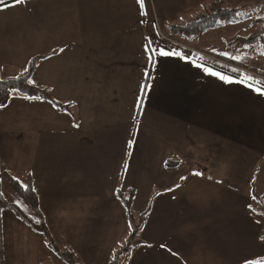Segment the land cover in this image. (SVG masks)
<instances>
[{
	"label": "crops",
	"instance_id": "0c3cea01",
	"mask_svg": "<svg viewBox=\"0 0 264 264\" xmlns=\"http://www.w3.org/2000/svg\"><path fill=\"white\" fill-rule=\"evenodd\" d=\"M7 3L0 11V77H15L31 56L54 52L30 79L70 106L62 111L12 90L0 107V168L22 184L30 178L60 248L81 264H107L130 232L115 191L132 188L133 211L148 214L139 230L143 244L124 264L264 257V221L249 209L256 208L251 186L264 201V95L190 62L234 80L246 73L264 88L261 21L240 8L264 0H145L146 16L137 0ZM223 7L238 10L199 34L168 28ZM148 40L185 59L157 56L153 68ZM253 57L262 63H250ZM2 235L4 264H62L21 219H2Z\"/></svg>",
	"mask_w": 264,
	"mask_h": 264
},
{
	"label": "trees",
	"instance_id": "16d2710c",
	"mask_svg": "<svg viewBox=\"0 0 264 264\" xmlns=\"http://www.w3.org/2000/svg\"><path fill=\"white\" fill-rule=\"evenodd\" d=\"M238 10V7H223L218 8L215 11H208L200 14L196 19L190 21L185 25H173L169 24L168 28L171 33H183L193 35L201 33L206 27L213 26L219 18L228 17L232 12ZM256 38H260L264 44V25L260 27L259 33ZM54 54V52L47 54H36L29 58L26 67L22 72L12 78L0 79V107L8 103L11 91L14 89H19V92L24 93L31 97H41V99L48 102H54L55 107L59 110H65L69 108V103H63L55 99L49 89L45 87L30 85L27 81L30 79L33 71L35 70L39 61ZM53 105V103H51ZM177 166L176 163L166 162L167 168H173ZM5 178L13 191L19 196V198L26 204L29 205L32 211V215L29 216L17 203L9 202L5 199L1 191V179ZM12 176L5 170L0 168V264H4L3 260V235H2V211L9 208L13 213L21 219L23 222L28 224L33 230L40 233L49 244L54 253L67 264H81L77 256L73 251L67 248H60L54 241L49 228L46 224L44 214L42 213L39 206L38 195L35 192L31 180L28 177L25 184L19 182L17 178ZM27 185V189L23 187ZM134 189H127L126 191H121L116 189L115 195L122 203L125 214L127 217L128 227L130 234L127 237L126 243H128V248L116 249L109 259L107 264H118L119 254L122 251H132L139 245L143 244V241L139 238V230L146 220L148 210H144L139 214H136L132 209V201L134 197ZM250 195L256 204V208L249 207L250 211L258 216L262 221H264V201L256 193L253 186L250 188ZM121 250V251H120ZM264 258V257H263ZM261 259V258H256ZM255 260V259H254Z\"/></svg>",
	"mask_w": 264,
	"mask_h": 264
},
{
	"label": "snow or ice",
	"instance_id": "6c2138e0",
	"mask_svg": "<svg viewBox=\"0 0 264 264\" xmlns=\"http://www.w3.org/2000/svg\"><path fill=\"white\" fill-rule=\"evenodd\" d=\"M24 2H25V0H15L16 4H22ZM137 3L139 4L140 10H141V15L146 16L147 12L144 11L145 0H137ZM9 6L10 5H8L7 0H0V11L5 10ZM144 22L145 21H141V23H144ZM146 40H147V38H146ZM151 44H152V41L148 40L147 43L144 46V51H145V54L147 55L148 62L150 64H152L153 68H155V64H156V61L154 60V57H157V56L158 57H173V56H175V57H179L180 59H185V57L182 56L180 52L172 51V50L166 51L163 48H152ZM59 51L61 53H63L65 51V49L61 48V49H59ZM262 54H264V53H262ZM219 55L228 57L229 59L236 60V61H242L244 59L243 56L231 55V54H229L227 52H224V51L220 52ZM45 58L46 59H51L50 57H45ZM198 59H199V61H203L204 58L203 57H199ZM190 62L193 63L197 68H200L204 73H206V74H208V75H210L212 77H216V78H218L219 80H221V81H223L225 83L242 84V85H245V86H247L249 88H252L254 91L264 95V88H262V87H254V85L259 84L260 82L255 80L254 77H252L250 75H247L246 73H242L241 74V76H242L241 79L234 80L231 76L222 74L219 71H215L212 68L203 65L202 63H198L196 60H192ZM232 71L236 72L237 69L233 68ZM145 75L147 76L148 74L146 73ZM27 83L30 84V85H35L36 81L32 80V79H29L27 81ZM13 91L18 92L19 89H14ZM23 98L24 99H30V100L31 99H36V100L41 99V97H38V96L37 97L25 96ZM50 103H53V106H55L54 102H50ZM141 103H142V101H141ZM129 147H132V141H129ZM193 175L200 176L201 173L196 172V173H193ZM186 179H187L186 176H180V180L181 181L186 180ZM23 187H25V189H27V185H23ZM176 187L179 188L180 184H176ZM171 190L172 189H169V191H171ZM253 199H255L254 196H253ZM249 207H251V206H249ZM262 239H264V238H262ZM160 247L164 248V247H166V245L162 244V245H160ZM168 250L171 251V249H168ZM173 254H175V253H173ZM246 264H264V258L255 259V260H248V261H246Z\"/></svg>",
	"mask_w": 264,
	"mask_h": 264
},
{
	"label": "rangeland",
	"instance_id": "374dc122",
	"mask_svg": "<svg viewBox=\"0 0 264 264\" xmlns=\"http://www.w3.org/2000/svg\"><path fill=\"white\" fill-rule=\"evenodd\" d=\"M240 8L243 9L245 13H246V11H249V12L251 11V14L252 15H254L255 17H258L259 18V21H261L260 22L261 24H258V25L256 24L257 26H260L261 27V26L264 25V6L262 4L260 5L259 8H254V7L251 8V7H248L245 4H244V6H241ZM249 8H251V9H249ZM254 11H255V14H254ZM236 18L233 19V20H236ZM260 27H259V30H260ZM240 29H241V26H239V24L237 23L236 26H235V31L237 32ZM258 42H259L260 51L264 50L263 49L264 44L262 43V41L261 40H258ZM249 53H252V51H250ZM255 60H257V61H255ZM258 60H259L258 57H253V61H251L250 63L255 62V64H256L255 66H258V63H262L261 61L258 62ZM0 79H4V78L3 77H0ZM1 191H2V194H3V196L5 197V199L7 201L17 203L29 216L32 215V211H31V208L29 207V205L26 204V203H24L19 198V196L13 191V189L10 187L8 181L5 178H2L1 179ZM3 211H4V215L2 216V219H4L5 223H7V221L9 220L10 217H15V218L19 219L13 213V211L10 210L9 208L4 209ZM3 211H2V213H3ZM129 234H130V232H129ZM129 234H127V237H128ZM127 237H126V240L122 244H120L116 249H121L123 247L128 248V243H126ZM129 253H130L129 251H125V252L124 251L123 252L121 251L120 254H119V258H118V262H119L118 264H124L125 261H126V258L129 255ZM59 261H61L62 264H67V263L63 262L62 260H59Z\"/></svg>",
	"mask_w": 264,
	"mask_h": 264
}]
</instances>
